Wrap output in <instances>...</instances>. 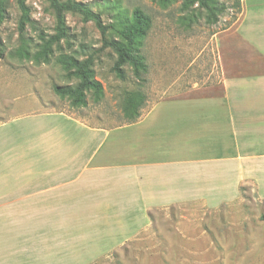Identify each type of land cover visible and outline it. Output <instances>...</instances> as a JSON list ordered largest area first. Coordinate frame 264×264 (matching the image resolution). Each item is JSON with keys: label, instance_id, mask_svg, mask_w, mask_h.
I'll list each match as a JSON object with an SVG mask.
<instances>
[{"label": "crops", "instance_id": "1", "mask_svg": "<svg viewBox=\"0 0 264 264\" xmlns=\"http://www.w3.org/2000/svg\"><path fill=\"white\" fill-rule=\"evenodd\" d=\"M240 6L236 23L219 34L218 81L158 93L133 125L110 129L49 111L0 122L4 264L30 255L32 234L46 250L47 232L57 231L47 224L59 221L143 223L159 208L230 205L247 186L264 202V0ZM32 219L39 232L31 231Z\"/></svg>", "mask_w": 264, "mask_h": 264}, {"label": "rangeland", "instance_id": "2", "mask_svg": "<svg viewBox=\"0 0 264 264\" xmlns=\"http://www.w3.org/2000/svg\"><path fill=\"white\" fill-rule=\"evenodd\" d=\"M73 1L99 14L105 26L130 19L136 9L151 19L142 49L147 66L145 84L139 89L128 67L124 68L126 81L118 80L111 72L115 56L109 49H101V35L93 23L66 13L68 38L67 42H60L59 52L79 59L92 54L95 80L101 84L103 95L95 103L88 93L84 108H74L68 101L60 100L53 87L77 83L66 79L60 66L53 62L36 66L9 57L18 46L20 16L15 0H10L8 17L0 27L5 50L0 58V122L34 111H49L73 114L110 129L133 125L135 122L127 123L123 118L125 93L139 89L145 96L143 110L150 112L159 101L160 92L204 88L218 81V58H225L218 51L219 34L238 20L240 11L235 3L241 7L240 0H220L226 10L215 25H208L203 13L186 24L184 15L195 13L196 6L182 14L185 0H175L166 7L152 0ZM26 4L32 20L31 26L25 27L27 36L35 39L41 32L53 35L55 19L48 2L27 0ZM255 20L251 16L248 23ZM258 21L264 23V16ZM58 54L55 50V56ZM240 194L238 201L218 209L191 205L151 210L149 216L143 217V223L138 217L129 218L128 223L126 217L119 216L115 226L86 219L73 221L72 225L60 221L55 223L58 225L47 224V229L57 227V231L47 232L46 250H39L37 234H32L30 255L16 256L15 264H264V202L258 199L253 186H247ZM21 212L18 210L16 215ZM28 224L32 232H39L37 221L32 219ZM5 262V258L0 259V264Z\"/></svg>", "mask_w": 264, "mask_h": 264}, {"label": "trees", "instance_id": "3", "mask_svg": "<svg viewBox=\"0 0 264 264\" xmlns=\"http://www.w3.org/2000/svg\"><path fill=\"white\" fill-rule=\"evenodd\" d=\"M10 0H0V27L8 17ZM27 0H15L19 11L17 25L18 46L9 53V57L33 65H49L52 62L60 66L65 72V78L76 80L74 86L53 87V93L60 100L68 101L74 108H84L87 105L86 96L91 93L95 103L99 102L103 95V89L95 80L93 65L94 56L87 55L79 59L74 54H63L59 52L60 42H67L68 33L65 25V14L78 15L84 22H91L101 35V49H109L115 56L111 72L114 76L124 82L127 79L124 68L131 70L133 79L140 89L146 82L145 75L147 66L142 53L143 42L151 28V19L142 11L136 9L131 18L121 20L117 25H103L100 15L91 9L73 0H46L52 10L55 19V33L48 36L39 33L35 39L29 38L25 32L27 25L31 26L30 10L26 4ZM160 6L166 7L175 0H152ZM196 6L195 13L186 14V24L192 23L198 15L204 14L208 25H215L218 18L225 12L226 8L220 0H185L182 4V14L187 13ZM239 13V3H235ZM112 36V37H111ZM55 50L59 53L55 56ZM5 53L0 40V58ZM137 89L124 94L122 113L127 123H134L140 116V111L145 103V96ZM243 191V189H241Z\"/></svg>", "mask_w": 264, "mask_h": 264}]
</instances>
